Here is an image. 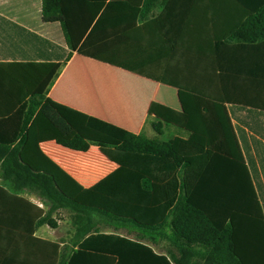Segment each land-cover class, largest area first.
<instances>
[{"label": "crops", "instance_id": "1", "mask_svg": "<svg viewBox=\"0 0 264 264\" xmlns=\"http://www.w3.org/2000/svg\"><path fill=\"white\" fill-rule=\"evenodd\" d=\"M237 1L157 0L150 15L159 19L156 44L177 47L189 63L196 60L190 50L205 47L209 50L206 62L222 63V73L213 70L205 77L206 94L211 96L244 95L245 62L258 70L253 81L263 78L260 65L264 56L246 57L236 43L223 40L241 17ZM62 9L73 46L67 62L0 58V88L14 102L21 105L34 94H45L42 108L28 127L21 160L34 171L52 176L58 188L80 204L154 226L163 223L178 202L181 182L177 169L165 159L116 151L119 142L88 128L87 121L94 117L149 138L157 136L150 119L170 123L189 133L173 137L180 155L212 150L249 166L252 184L245 185L232 200H237L233 204L238 209L237 235L245 254L264 257V165L256 150L252 164L249 161L228 102L163 83L171 55L125 36L141 25L142 8L127 1L63 0ZM49 30L40 21L38 0H0V55H35L39 36L54 41ZM217 48L222 50L219 57ZM250 94L253 101L264 102V87L253 86ZM46 106L71 126L70 137L80 134L92 143L88 152L58 144L62 134L43 114ZM71 152L78 156L74 167L70 166ZM219 162L236 168L227 161ZM145 179L151 180L152 190L144 188ZM0 186L7 187L1 174ZM19 196L26 202L0 201V264H102L100 252L95 250L75 257L80 242H74L76 229L68 211L53 214L56 228L38 224L39 211L45 216L49 207L34 193ZM104 233L134 241L136 235H155L154 240L141 243L173 264L206 262V249L185 247L169 225L141 234L134 229H107ZM149 262L133 257L124 264H154Z\"/></svg>", "mask_w": 264, "mask_h": 264}, {"label": "trees", "instance_id": "2", "mask_svg": "<svg viewBox=\"0 0 264 264\" xmlns=\"http://www.w3.org/2000/svg\"><path fill=\"white\" fill-rule=\"evenodd\" d=\"M62 1L38 0L40 21L44 26L51 28L48 33L54 37L53 42L39 36L35 55H0V58L67 62L72 56L73 46ZM113 1H127L135 7L142 8L141 25L126 32L125 36L171 55L163 83L218 102L227 101L249 161L252 164V153L256 150L258 158L264 165V102L253 101L254 97L251 96L252 93L250 94L253 86L264 87V62L260 65V70L263 72L261 81H253L254 71L257 73L258 70H254L253 65L245 62L244 95L241 97L208 95L206 75L213 70H218L220 73L223 71L221 62H206L208 49L205 47L191 49L190 53L196 60L191 63L186 62L177 47L156 44L159 19L151 18L150 15L157 6V0ZM237 2L242 13L241 17L233 25L230 35L223 40L236 43L246 57L252 58L255 54L264 56V0ZM162 36L164 39L167 38L165 35ZM222 42L220 41V44ZM216 50L217 56H221L222 50L220 48ZM233 51L236 50H230V53ZM44 101L45 94H34L25 103L18 105L0 88V174L7 185L6 188L0 186V201L26 202L19 196L26 191L38 195L49 207L45 216L43 211H39L38 224H48L53 228L57 227V222L52 218L53 214L60 210L68 211L76 229L74 242H80L75 257L88 253L89 250H95L100 252L96 254L102 264H115L117 258H119L117 264H124L130 262L133 257L141 259L143 263H150L149 259H151L154 264H173L167 257L156 254L141 243L147 238L154 240L155 235H136L134 241L117 234L104 233L107 229H134L141 234L146 231L157 232L158 229L169 225L175 239L185 247L200 246L206 249L205 264H264V257L244 253L241 237L237 235L235 212L238 209L233 205L237 200L235 202L232 200L237 198L240 189L252 184L249 166L230 160L212 150L193 156L180 155L174 148L173 137L189 133L158 119L149 120L157 134L155 138H149L143 133L135 134L103 120L89 118L88 128L119 142L115 146L116 151L165 159L178 171L181 182L178 202L163 223L154 226L142 225L132 219L80 204L66 196L58 188L52 176L34 171L21 160L20 153L27 140L28 127L42 108ZM43 114L61 132L59 145L82 153L90 150L92 143L80 134L70 137L73 129L52 107H44ZM221 160L232 163L236 168H227L219 162ZM251 164L249 163L250 167ZM143 186L146 190H152L151 180L145 179ZM230 204L232 206L229 207ZM175 264L182 263L176 261Z\"/></svg>", "mask_w": 264, "mask_h": 264}, {"label": "rangeland", "instance_id": "3", "mask_svg": "<svg viewBox=\"0 0 264 264\" xmlns=\"http://www.w3.org/2000/svg\"><path fill=\"white\" fill-rule=\"evenodd\" d=\"M76 154L75 153H73V152H71V154H70V157H69V159H70V166L71 167H74V166H76V164L75 163H77V157L78 156H75ZM83 157H80V160H83L82 159ZM66 216L68 217V219H69V221H70V223H71V216L67 213L66 214Z\"/></svg>", "mask_w": 264, "mask_h": 264}]
</instances>
